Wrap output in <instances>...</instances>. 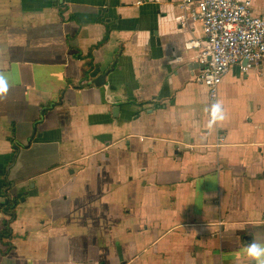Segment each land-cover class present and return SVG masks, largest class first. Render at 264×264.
<instances>
[{
  "label": "crops",
  "instance_id": "1",
  "mask_svg": "<svg viewBox=\"0 0 264 264\" xmlns=\"http://www.w3.org/2000/svg\"><path fill=\"white\" fill-rule=\"evenodd\" d=\"M181 1L0 0V264H264V63L208 128Z\"/></svg>",
  "mask_w": 264,
  "mask_h": 264
},
{
  "label": "built area",
  "instance_id": "2",
  "mask_svg": "<svg viewBox=\"0 0 264 264\" xmlns=\"http://www.w3.org/2000/svg\"><path fill=\"white\" fill-rule=\"evenodd\" d=\"M252 6L251 0H182L178 5L182 25H200L204 34L202 41L187 42V48L196 50L197 79L210 93L208 128L218 127L223 112L219 89L231 68L248 72L264 63V15H255ZM225 143L226 133L220 130L216 146ZM204 224L217 226L220 235L221 218H205Z\"/></svg>",
  "mask_w": 264,
  "mask_h": 264
},
{
  "label": "trees",
  "instance_id": "3",
  "mask_svg": "<svg viewBox=\"0 0 264 264\" xmlns=\"http://www.w3.org/2000/svg\"><path fill=\"white\" fill-rule=\"evenodd\" d=\"M17 204H18L17 202H15L13 200L12 201L9 200L8 204L6 206H4V210H5L6 214L9 216V219L6 220V223H5V228L3 230V234H4L3 238H7L8 236L11 235L10 225L16 217L15 208H16Z\"/></svg>",
  "mask_w": 264,
  "mask_h": 264
},
{
  "label": "water",
  "instance_id": "4",
  "mask_svg": "<svg viewBox=\"0 0 264 264\" xmlns=\"http://www.w3.org/2000/svg\"><path fill=\"white\" fill-rule=\"evenodd\" d=\"M64 1H65V0H59L60 4H63ZM103 78H105V76H103L100 80L103 81V80H104ZM93 83L95 84V86H99V85L101 84L98 80L95 81V82H93ZM17 159H18V156L15 158V162L17 161ZM9 172H10V170H9ZM8 175H9V173H8ZM8 180H9V178H8ZM9 181H10V180H9Z\"/></svg>",
  "mask_w": 264,
  "mask_h": 264
},
{
  "label": "rangeland",
  "instance_id": "5",
  "mask_svg": "<svg viewBox=\"0 0 264 264\" xmlns=\"http://www.w3.org/2000/svg\"><path fill=\"white\" fill-rule=\"evenodd\" d=\"M30 187H31V186H30ZM20 195H21V196H23L22 194H20ZM23 200H24V199H22V201H23ZM7 217L9 218V216H8V215H6V218H7ZM8 218H7V219H8Z\"/></svg>",
  "mask_w": 264,
  "mask_h": 264
},
{
  "label": "flooded vegetation",
  "instance_id": "6",
  "mask_svg": "<svg viewBox=\"0 0 264 264\" xmlns=\"http://www.w3.org/2000/svg\"><path fill=\"white\" fill-rule=\"evenodd\" d=\"M7 198H9L8 196H7ZM10 199V198H9Z\"/></svg>",
  "mask_w": 264,
  "mask_h": 264
}]
</instances>
